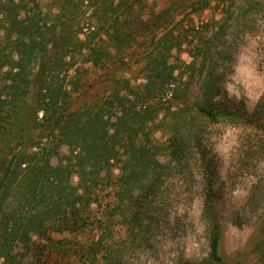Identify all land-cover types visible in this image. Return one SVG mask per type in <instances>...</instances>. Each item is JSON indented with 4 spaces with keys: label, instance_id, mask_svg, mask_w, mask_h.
Returning <instances> with one entry per match:
<instances>
[{
    "label": "trees",
    "instance_id": "16d2710c",
    "mask_svg": "<svg viewBox=\"0 0 264 264\" xmlns=\"http://www.w3.org/2000/svg\"><path fill=\"white\" fill-rule=\"evenodd\" d=\"M215 1L50 0L44 10L40 0H0L3 264H122L118 240L141 230L189 150L211 177L206 123L239 117L216 105L218 60L194 45L192 16ZM177 61L190 71L183 88ZM246 122L264 124L256 113ZM165 127L175 134L161 141ZM202 216L209 254L182 264H264V219L253 259H231L210 184Z\"/></svg>",
    "mask_w": 264,
    "mask_h": 264
},
{
    "label": "rangeland",
    "instance_id": "374dc122",
    "mask_svg": "<svg viewBox=\"0 0 264 264\" xmlns=\"http://www.w3.org/2000/svg\"><path fill=\"white\" fill-rule=\"evenodd\" d=\"M40 1L44 10L49 9L50 0ZM192 21L198 30L194 45H205L218 60L215 72L221 75V92L216 105L239 117L206 123L203 150L213 160L214 173L209 177L198 151L189 150L183 171L169 181L141 230L118 240L122 264H182L208 256L210 230L202 216L208 184L219 208L223 252L231 259L254 256L251 241L264 219V124L255 127L246 117L256 113L264 122V102L258 107L264 96V0H216ZM179 58L185 63L194 59L186 52ZM177 64L183 88L190 71L184 63ZM139 70L133 67V77ZM201 80L197 72L189 84L191 92L199 93ZM28 101L33 107L34 91ZM173 134L165 127L157 137L165 141Z\"/></svg>",
    "mask_w": 264,
    "mask_h": 264
}]
</instances>
